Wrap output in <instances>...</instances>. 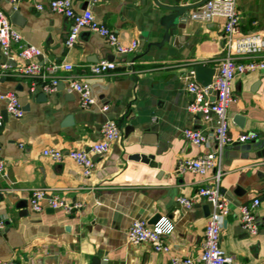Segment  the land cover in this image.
I'll list each match as a JSON object with an SVG mask.
<instances>
[{"label":"crops","instance_id":"0c3cea01","mask_svg":"<svg viewBox=\"0 0 264 264\" xmlns=\"http://www.w3.org/2000/svg\"><path fill=\"white\" fill-rule=\"evenodd\" d=\"M157 2L186 5L191 0ZM157 2L99 0L89 6L85 0H74L77 12L87 5L124 44L138 42L134 56L120 57L104 38L89 31L68 48L71 20L50 10L37 11L32 0L17 4L0 0L24 42L42 50L36 61L43 66L71 65L72 70L60 69L55 76L61 81L89 79L96 98L95 106L83 109L64 82L52 94L41 89L30 93L32 80L17 71L24 62L16 51L6 58L0 49V62L9 66L0 71V91L17 92L25 112L23 118H13L0 103V147L6 164L5 176L0 174V216L6 222L0 233V263L170 264L171 257L178 256L194 257L195 264H202L197 257L212 208L197 192L214 171L202 178L177 168L186 158L214 150L216 142L195 146L183 136L187 128L211 134L213 127L188 112L191 96L185 77L197 65L218 67L225 56V18L196 21L191 11L184 25L173 27L161 45L166 34L163 19L170 13ZM237 9L241 34L259 33L264 39V0H238ZM102 61L116 62L117 71L92 77L89 67ZM233 91L236 101L228 110L231 135L252 131L258 138L225 151L220 187L230 200L231 214L224 222L221 246L234 258L232 264H264V73L238 76ZM44 94L46 99L40 98ZM104 106L109 107L107 112L102 111ZM239 116L245 118L242 127ZM108 119L118 122L121 137L106 155L94 156L90 177L73 161L57 163L43 155L51 147L90 148ZM42 188L83 207L66 214L45 206L34 213L29 199L33 190ZM180 196L195 198L191 210L178 205ZM255 199L261 202L255 212L259 233L251 236L242 228L238 207ZM161 218L174 227L165 237L171 254H158L148 243H128L133 222L144 220L153 226Z\"/></svg>","mask_w":264,"mask_h":264},{"label":"built area","instance_id":"2783aa9c","mask_svg":"<svg viewBox=\"0 0 264 264\" xmlns=\"http://www.w3.org/2000/svg\"><path fill=\"white\" fill-rule=\"evenodd\" d=\"M21 0H9L17 4ZM89 6L96 5L99 0H85ZM34 8L43 12L50 10L71 20L72 25L66 40V46L73 48L80 34L83 31L98 34L104 38L115 53L120 57H132L137 51L139 44L132 41L124 44L117 33L99 22L90 8L77 12L74 8V0H32ZM238 0H208L202 7L194 11L191 18L196 21L210 22L215 17L225 18L224 41L225 56L215 69L213 83L204 87L196 81L195 72L192 71L185 77L187 80V92L191 96L188 103V112L199 116L205 123H213L212 133L207 134L202 130L187 128L183 131L184 138L195 146L208 144L214 140V150L198 158H186L178 164L179 173L193 172L204 178L210 171H214L211 181L201 182L197 197L204 199L212 208L204 232V241L198 260L202 264H232L234 258L228 255L221 246V232L226 218L231 214L230 200L222 193L220 183L225 174L223 162L225 151L228 147L236 144L254 142L258 135L256 132H243L237 137L230 133V117L228 110L236 101L233 85L238 76L262 72L264 73V39L259 33L246 35L240 32V14L237 9ZM0 49L6 58H11L16 51L17 56L24 62V65L17 69L18 74L32 80L30 93L38 89L46 94L58 91L61 82H64L69 93L79 97L81 107L90 109L96 105V98L93 96L89 79L78 81L65 79L61 81L55 73L64 69L72 70L71 65H48L43 66L36 61L43 56V52L37 46L24 42L22 34L13 27L9 17L0 7ZM134 63H131L133 65ZM9 68L7 62H0V71L5 72ZM118 69L116 62L102 61L89 67V74L92 77H100L114 73ZM6 104L8 114L16 119L24 117L25 112L20 102L19 95L15 91L1 92L0 103ZM109 110L108 106L102 108L103 112ZM3 125V117L0 114V126ZM121 127L117 121L108 119L100 128V139L86 150H61L57 148H46L43 155L54 162L61 163L70 160L80 166L83 174L90 177L95 169L94 156H104L110 150L114 142L121 137ZM22 146V145H21ZM6 164L0 147V174L5 176ZM2 192L0 190V198ZM195 198L180 196L177 198L178 205L189 211L193 208ZM260 200L255 199L252 203L238 207L243 230L256 236L259 233V226L256 221L255 212L260 205ZM45 206L54 211H63L72 214L75 210L83 207L80 203H70L56 193L48 189H36L31 193L29 207L34 213H41ZM6 227L5 220L0 216V233ZM174 227L162 219L151 226L144 220H137L132 223L127 233V241L131 245L148 243L154 251L161 255L171 254V247L165 241ZM194 257H171L170 264H195ZM0 264H24L22 262H5Z\"/></svg>","mask_w":264,"mask_h":264},{"label":"water","instance_id":"95a60500","mask_svg":"<svg viewBox=\"0 0 264 264\" xmlns=\"http://www.w3.org/2000/svg\"><path fill=\"white\" fill-rule=\"evenodd\" d=\"M155 1L157 2V0H155ZM207 1L208 0H191V3L186 4V5H163V4H160L157 2L161 8H163L164 10H166L167 12L170 13L169 15H167L163 19V25L166 28V34H165L164 40H163L161 45H163L166 41L169 40L173 27L184 25L183 19H187L190 15L191 11L194 12V11L198 10ZM87 8L88 7L86 5V9ZM194 72H195L196 81L199 84H201L204 87L212 85L213 78H214V75L216 72V70L214 68H211L208 66L197 65L194 68ZM58 90H59V87H58ZM46 97H47V95L44 94L40 98L46 99ZM4 117L7 118L8 115L6 114V116H4ZM237 121L239 122V125L242 127L243 123L245 121V118L239 116V117H237ZM70 123H72L71 118H70ZM151 130L153 131L155 129L152 128ZM236 145H239V144H236ZM94 264H99V263L97 261H95Z\"/></svg>","mask_w":264,"mask_h":264}]
</instances>
